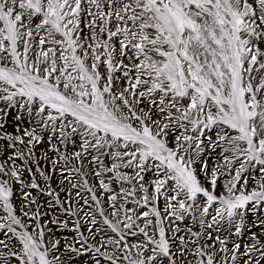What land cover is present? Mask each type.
<instances>
[{
  "label": "snow or ice",
  "instance_id": "6c2138e0",
  "mask_svg": "<svg viewBox=\"0 0 264 264\" xmlns=\"http://www.w3.org/2000/svg\"><path fill=\"white\" fill-rule=\"evenodd\" d=\"M0 264H264V0H0Z\"/></svg>",
  "mask_w": 264,
  "mask_h": 264
},
{
  "label": "rangeland",
  "instance_id": "374dc122",
  "mask_svg": "<svg viewBox=\"0 0 264 264\" xmlns=\"http://www.w3.org/2000/svg\"><path fill=\"white\" fill-rule=\"evenodd\" d=\"M249 185L250 186L253 185V181L251 179H249ZM244 216H245V223L248 224L249 226H251V224L253 222H258V220L260 218V213L252 211L251 205H249V210L245 211ZM253 230H255V229H253ZM221 234H223V233H221Z\"/></svg>",
  "mask_w": 264,
  "mask_h": 264
}]
</instances>
